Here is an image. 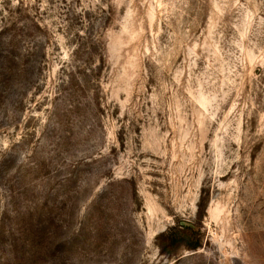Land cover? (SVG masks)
Returning a JSON list of instances; mask_svg holds the SVG:
<instances>
[{
  "label": "rangeland",
  "instance_id": "obj_1",
  "mask_svg": "<svg viewBox=\"0 0 264 264\" xmlns=\"http://www.w3.org/2000/svg\"><path fill=\"white\" fill-rule=\"evenodd\" d=\"M0 264H264V0H0Z\"/></svg>",
  "mask_w": 264,
  "mask_h": 264
},
{
  "label": "trees",
  "instance_id": "obj_2",
  "mask_svg": "<svg viewBox=\"0 0 264 264\" xmlns=\"http://www.w3.org/2000/svg\"><path fill=\"white\" fill-rule=\"evenodd\" d=\"M188 229L189 227L184 228L182 233L184 236V245L190 250H197L202 245L201 239L198 236L194 238L195 233H187Z\"/></svg>",
  "mask_w": 264,
  "mask_h": 264
}]
</instances>
